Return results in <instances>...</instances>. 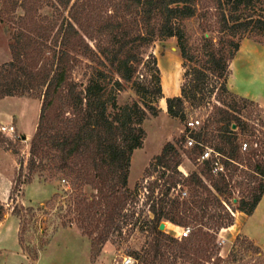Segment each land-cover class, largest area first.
Instances as JSON below:
<instances>
[{
    "label": "trees",
    "instance_id": "1",
    "mask_svg": "<svg viewBox=\"0 0 264 264\" xmlns=\"http://www.w3.org/2000/svg\"><path fill=\"white\" fill-rule=\"evenodd\" d=\"M46 5L53 11L39 12ZM18 8L23 13L18 31H12V58L0 64V99L37 96L42 104L17 183L36 172L69 180L77 192L74 218L98 250L107 241L121 246L138 232L143 242L128 250L134 264L210 259L219 231L235 223V212L251 215L264 194V139L242 116L256 102L228 87L242 40L259 35L264 41V0H0V13ZM195 17L200 18L197 39L185 23ZM172 36L184 71L180 94L166 97L168 114L187 121L189 107L212 104L214 111L190 132L191 146H186L187 127L131 188V159L143 145L144 122L159 114L157 102L165 97L157 57L146 52L155 40ZM78 55L95 62L86 81L73 77ZM129 83L139 98L120 102ZM7 137L0 128V147ZM208 147L220 154L224 171H214V155L200 158ZM185 156L197 164L188 173L180 168ZM165 220L190 226L189 235L160 229Z\"/></svg>",
    "mask_w": 264,
    "mask_h": 264
},
{
    "label": "rangeland",
    "instance_id": "2",
    "mask_svg": "<svg viewBox=\"0 0 264 264\" xmlns=\"http://www.w3.org/2000/svg\"><path fill=\"white\" fill-rule=\"evenodd\" d=\"M210 10L213 11V8ZM52 11L53 8L49 5L39 10L44 14ZM21 13V8L10 14L0 13V64L12 58L11 46L15 42L12 31H18L20 21L17 17ZM62 18L63 15H58V25ZM199 20L200 18L195 17L185 21L194 39L199 37ZM209 22L214 23V17ZM258 36L254 35L252 39L260 43ZM90 43L94 46L96 42L90 40ZM262 43L264 46V41ZM256 45L260 49L251 53L238 50L230 64L228 87L239 95L250 96L248 98L261 96L262 100L259 101L251 98L256 103L244 108L242 116L255 126L257 136L264 139V48L257 43ZM148 53L157 57L165 97L157 102L159 114H149L144 122L146 136L143 145L134 150L131 159V188L142 181L150 161L161 152L163 146L187 130V121L169 115L166 105V97L172 93L170 81L167 80V68L172 67L181 74L179 84L183 81L184 68L176 37L155 40L147 49L146 54ZM78 57V66L73 77L86 81L85 73L90 69V64L95 62L81 55ZM140 71H143L142 67ZM138 98L139 95L130 83L125 84V88L119 93L120 102ZM212 101L218 104L214 96ZM41 104L42 99L37 96L13 95L0 99V128L13 126L12 131L2 130L8 137L5 146L0 147V203L3 205V210L0 211V264H122V258L128 255V250L141 245L143 235L136 232L121 246L107 241L98 250V247L93 246V237L84 232L74 218V198L77 192L72 189L69 180L36 172L30 181L17 183L19 161L29 156L30 142L39 121ZM188 111V119L198 116L205 120L207 114L214 111V107L212 104L208 107H189ZM20 134L22 137L18 140ZM246 136L243 135V139ZM196 167L197 164L185 156L180 168H185L188 173ZM27 171L26 168L24 172ZM239 189L240 187H236V192ZM85 191L90 193L87 189ZM61 207L60 215L58 212ZM239 213H234L235 223L232 226L219 231L216 246L210 250L212 257L203 259V264H264V194L251 215ZM62 221L67 225L61 226ZM165 223L168 227L164 230L179 236L182 226L173 227L166 220ZM221 237L226 239L224 243H219ZM250 243L253 245L250 246ZM255 245L259 246L261 252H256ZM233 252L237 258H234Z\"/></svg>",
    "mask_w": 264,
    "mask_h": 264
},
{
    "label": "built area",
    "instance_id": "3",
    "mask_svg": "<svg viewBox=\"0 0 264 264\" xmlns=\"http://www.w3.org/2000/svg\"><path fill=\"white\" fill-rule=\"evenodd\" d=\"M202 119L199 118L198 116H194L191 117L190 119L187 120V127L189 128V131L187 133V143L186 146H191L194 142L193 137L190 135V132L196 128H198V126L201 124ZM1 129L4 131L6 129L8 130H13V126H2ZM248 147V143L246 141L243 142V146L242 149H246ZM214 153V154H213ZM214 155L217 160L215 161V167H214V171H224V166L220 161V154L218 152H215L212 148L208 147L206 148V150L203 152V154L201 155V159H205L208 158L210 156ZM186 194V191H183V195ZM191 231L190 226H182V230L179 232V237H185L188 236L189 233ZM220 241L219 243H224L225 242V238L221 237L219 238ZM122 264H134V258L130 255H124L122 258Z\"/></svg>",
    "mask_w": 264,
    "mask_h": 264
},
{
    "label": "crops",
    "instance_id": "4",
    "mask_svg": "<svg viewBox=\"0 0 264 264\" xmlns=\"http://www.w3.org/2000/svg\"><path fill=\"white\" fill-rule=\"evenodd\" d=\"M257 44L261 45L263 48V43L260 42L258 43L257 41H255L254 39L252 38H249V37H245L242 42H241V45H240V51H243L245 50V52H248V53H251L252 51H256L258 49H260V46L258 47ZM166 74H167V80L170 81V90L172 91V93L169 95V96H173V95H179L180 94V88H181V84H179L180 80H179V77L181 76V74L179 72H177L174 68L172 67H169L167 68L166 70ZM241 94V93H240ZM244 95V94H242ZM246 97H250V96H247V95H244ZM251 98H254V99H257L256 101H259V100H262L261 99V96H255V97H251ZM185 173L186 170L185 168H181ZM240 215L241 214H244L243 212H240L239 213ZM247 215V214H245ZM170 222V221H169ZM170 224L173 225V227L175 226V224L171 223ZM168 227V224L165 223V229ZM251 238V237H250ZM253 239V238H252ZM262 245V244H260ZM4 253V252H3ZM0 254L2 255V252L0 251ZM0 262H1V259H0Z\"/></svg>",
    "mask_w": 264,
    "mask_h": 264
},
{
    "label": "water",
    "instance_id": "5",
    "mask_svg": "<svg viewBox=\"0 0 264 264\" xmlns=\"http://www.w3.org/2000/svg\"><path fill=\"white\" fill-rule=\"evenodd\" d=\"M234 201H237V198H234ZM159 228L164 230L165 229V221H162L159 225Z\"/></svg>",
    "mask_w": 264,
    "mask_h": 264
}]
</instances>
